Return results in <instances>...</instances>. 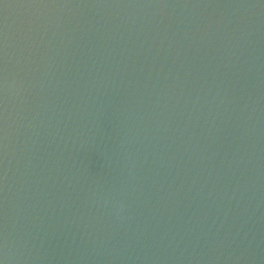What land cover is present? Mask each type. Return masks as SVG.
I'll return each instance as SVG.
<instances>
[{"label": "clouds", "instance_id": "1", "mask_svg": "<svg viewBox=\"0 0 264 264\" xmlns=\"http://www.w3.org/2000/svg\"><path fill=\"white\" fill-rule=\"evenodd\" d=\"M0 6V264H252L264 0Z\"/></svg>", "mask_w": 264, "mask_h": 264}, {"label": "water", "instance_id": "2", "mask_svg": "<svg viewBox=\"0 0 264 264\" xmlns=\"http://www.w3.org/2000/svg\"><path fill=\"white\" fill-rule=\"evenodd\" d=\"M6 2L10 3H19L21 0H6ZM3 15V9L2 6H0V17ZM261 51L262 55H264V41L261 42ZM258 241H259V247L256 251V259L252 262V264H264V215L261 216L258 224Z\"/></svg>", "mask_w": 264, "mask_h": 264}]
</instances>
